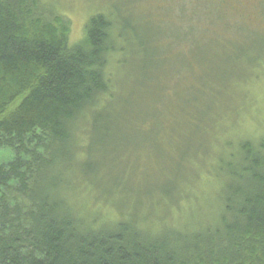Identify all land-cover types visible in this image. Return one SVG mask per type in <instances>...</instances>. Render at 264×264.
I'll use <instances>...</instances> for the list:
<instances>
[{
    "label": "trees",
    "instance_id": "obj_1",
    "mask_svg": "<svg viewBox=\"0 0 264 264\" xmlns=\"http://www.w3.org/2000/svg\"><path fill=\"white\" fill-rule=\"evenodd\" d=\"M68 28L0 0V264H264V136L218 126L230 84L169 86L191 61L137 60L106 12Z\"/></svg>",
    "mask_w": 264,
    "mask_h": 264
},
{
    "label": "rangeland",
    "instance_id": "obj_2",
    "mask_svg": "<svg viewBox=\"0 0 264 264\" xmlns=\"http://www.w3.org/2000/svg\"><path fill=\"white\" fill-rule=\"evenodd\" d=\"M46 1L69 23L70 43L84 39L91 15L106 12L123 34L118 44L127 50L134 49L137 60L138 55L143 60L148 47L150 55L165 54L162 61L166 65H185L187 60L191 61L196 73L184 68L166 80L169 86L175 87L178 81L185 85L195 77L227 81L229 90L222 97L225 103L216 108V112L223 114L218 126L234 136L254 139L264 136V1ZM187 37L192 39V50H188ZM186 54H193V58L186 59ZM182 145L181 141L178 147ZM178 147L169 145L167 151L177 154ZM212 148L216 152L221 149L219 145ZM131 155L137 156L135 152ZM12 157L10 151L0 149V162ZM213 162L215 166L217 161Z\"/></svg>",
    "mask_w": 264,
    "mask_h": 264
},
{
    "label": "flooded vegetation",
    "instance_id": "obj_3",
    "mask_svg": "<svg viewBox=\"0 0 264 264\" xmlns=\"http://www.w3.org/2000/svg\"><path fill=\"white\" fill-rule=\"evenodd\" d=\"M258 2H263L264 0H257Z\"/></svg>",
    "mask_w": 264,
    "mask_h": 264
}]
</instances>
